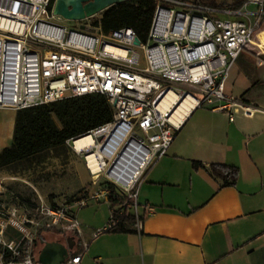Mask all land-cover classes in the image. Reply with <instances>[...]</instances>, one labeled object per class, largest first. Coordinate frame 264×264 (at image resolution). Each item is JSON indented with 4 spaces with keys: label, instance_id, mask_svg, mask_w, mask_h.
Listing matches in <instances>:
<instances>
[{
    "label": "built area",
    "instance_id": "built-area-1",
    "mask_svg": "<svg viewBox=\"0 0 264 264\" xmlns=\"http://www.w3.org/2000/svg\"><path fill=\"white\" fill-rule=\"evenodd\" d=\"M147 38L134 43L136 34L122 27L106 34L100 26L76 21L62 24L53 14L51 0H0V108L21 109L63 98L100 93L112 107V118L87 134L92 142L79 148L66 140L82 159L96 188H83L68 206L46 207L40 212L41 228L80 236L76 211L89 201L110 195L134 208L139 221L138 191L148 167L168 150L175 132L197 107L246 117L257 110L252 104L224 93V84L242 51L264 54L259 35L264 31V0H238L216 4L206 0H154ZM89 18V17H88ZM86 18V19H88ZM84 25L81 28L80 25ZM142 52L144 65L140 66ZM116 50H123L119 54ZM174 91L166 108L163 97ZM194 103L179 122L173 114L185 97ZM92 160L96 169L90 166ZM122 204L112 208L122 211ZM17 209L9 212L15 221ZM115 222L112 214L108 228ZM16 223V222H15ZM0 264H41L34 256L36 238L23 249L2 238ZM101 230H95L99 234ZM87 243H83V249ZM80 254L61 264H77Z\"/></svg>",
    "mask_w": 264,
    "mask_h": 264
},
{
    "label": "crops",
    "instance_id": "crops-1",
    "mask_svg": "<svg viewBox=\"0 0 264 264\" xmlns=\"http://www.w3.org/2000/svg\"><path fill=\"white\" fill-rule=\"evenodd\" d=\"M235 72L250 84L238 98L257 110L230 120L225 111L193 109L143 175L138 222L123 232L108 231L109 221L85 226L80 207V236L52 230L62 236L42 239L71 243L67 258L80 254L77 264H264V54L242 51L224 93ZM15 116V109L0 108V150L11 144ZM211 164L236 167L235 182L224 185ZM7 178L0 170V188ZM92 201L107 203L111 216L110 201Z\"/></svg>",
    "mask_w": 264,
    "mask_h": 264
},
{
    "label": "rangeland",
    "instance_id": "rangeland-1",
    "mask_svg": "<svg viewBox=\"0 0 264 264\" xmlns=\"http://www.w3.org/2000/svg\"><path fill=\"white\" fill-rule=\"evenodd\" d=\"M210 2V0H206ZM216 4L234 3L238 0H213ZM100 15L81 20L85 24H95ZM62 24L68 27H76V21L62 18ZM260 48H264V31L259 35ZM141 55L140 66L144 65L141 50L137 49ZM249 81L242 76L233 73L226 83L225 94L230 89V95L234 98L242 97L248 87ZM58 125L59 121L55 118ZM7 175V180L0 188V222L6 224L2 238L6 241H13L14 246L23 249L28 244V238L35 237V227L33 223L25 221L31 219L35 222L42 220L41 210L46 207L70 206L83 188L94 189L98 184L104 182L100 177L93 183V178L84 166L82 159L66 143L59 148L46 149L26 160L18 162L7 169H3ZM17 209L15 221H9L12 210ZM134 214V208L128 209ZM109 206L105 202L89 201L87 206H83L78 211V218L85 226L109 221ZM16 222V223H15ZM69 233V232H67ZM45 238L53 239L61 237L62 233L52 230L42 231ZM34 245L35 241H34ZM40 244L36 246L34 256L37 258ZM0 252L7 254L2 243Z\"/></svg>",
    "mask_w": 264,
    "mask_h": 264
},
{
    "label": "trees",
    "instance_id": "trees-1",
    "mask_svg": "<svg viewBox=\"0 0 264 264\" xmlns=\"http://www.w3.org/2000/svg\"><path fill=\"white\" fill-rule=\"evenodd\" d=\"M53 1L51 0V4ZM210 2L214 4L213 0ZM154 8V0H127L116 3L98 13L100 17L95 21V25H99L104 34L122 27H130L139 40L144 42ZM112 112L106 96L100 93L68 97L17 109L11 144L0 150V170L46 149L62 147L68 139L86 135L90 130L111 120ZM198 166L197 162H193V167ZM209 171L213 176L221 178L224 185L233 184L237 176V168L234 166L211 164ZM109 199L111 207L124 201L112 195ZM120 208L121 212L120 209L111 212L115 222L108 231H126L124 225L134 222L135 216L128 211V207L122 204ZM44 230L49 229L41 228L37 231L35 244L43 238ZM33 250L35 251L34 244Z\"/></svg>",
    "mask_w": 264,
    "mask_h": 264
},
{
    "label": "water",
    "instance_id": "water-1",
    "mask_svg": "<svg viewBox=\"0 0 264 264\" xmlns=\"http://www.w3.org/2000/svg\"><path fill=\"white\" fill-rule=\"evenodd\" d=\"M127 0H54L53 14L62 18L80 21L88 17H92L109 6L121 3ZM81 28L85 26L80 25ZM134 43L139 44V38L135 36ZM73 236H69L68 240H72ZM43 244L38 253V261L41 264H61L67 259L69 249L72 245L67 246L58 240L45 241L40 239Z\"/></svg>",
    "mask_w": 264,
    "mask_h": 264
},
{
    "label": "bare ground",
    "instance_id": "bare-ground-1",
    "mask_svg": "<svg viewBox=\"0 0 264 264\" xmlns=\"http://www.w3.org/2000/svg\"><path fill=\"white\" fill-rule=\"evenodd\" d=\"M117 53L119 54H122L124 55L125 54V51L123 50H116ZM176 99V94L174 91H169L168 93H166V95L163 97L162 101H161V107L164 109L168 106V104H170L173 100ZM193 99L191 96H188V97H185L181 104L179 105V107L176 109L175 113L173 114V121L176 123V122H179L181 121L185 114L188 113L189 109L191 108V106H193ZM75 142H74V146L76 148H79L80 146L84 145V144H87V143H90L92 142V138L91 136H89L88 134L86 135H83V136H80L76 139H74ZM90 166L93 170L96 169L93 161L90 159Z\"/></svg>",
    "mask_w": 264,
    "mask_h": 264
}]
</instances>
